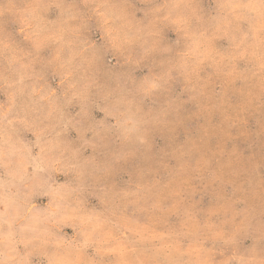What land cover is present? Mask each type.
<instances>
[{
  "label": "clouds",
  "instance_id": "obj_1",
  "mask_svg": "<svg viewBox=\"0 0 264 264\" xmlns=\"http://www.w3.org/2000/svg\"><path fill=\"white\" fill-rule=\"evenodd\" d=\"M0 264H264V0H0Z\"/></svg>",
  "mask_w": 264,
  "mask_h": 264
}]
</instances>
